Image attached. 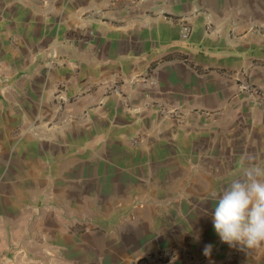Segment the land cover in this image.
<instances>
[{"label":"crops","instance_id":"0c3cea01","mask_svg":"<svg viewBox=\"0 0 264 264\" xmlns=\"http://www.w3.org/2000/svg\"><path fill=\"white\" fill-rule=\"evenodd\" d=\"M254 24L264 0H0V264H264V244L221 242L210 198L264 160V111L236 85L264 91Z\"/></svg>","mask_w":264,"mask_h":264},{"label":"clouds","instance_id":"9594fccd","mask_svg":"<svg viewBox=\"0 0 264 264\" xmlns=\"http://www.w3.org/2000/svg\"><path fill=\"white\" fill-rule=\"evenodd\" d=\"M214 201L211 221L221 242L253 249L264 244V160L244 157L240 176L210 192ZM207 245L204 254H210Z\"/></svg>","mask_w":264,"mask_h":264},{"label":"built area","instance_id":"2783aa9c","mask_svg":"<svg viewBox=\"0 0 264 264\" xmlns=\"http://www.w3.org/2000/svg\"><path fill=\"white\" fill-rule=\"evenodd\" d=\"M253 32H264V26L251 25ZM190 29L184 28L183 38H189ZM140 83L146 88H152L156 81L152 76H137L132 80V85ZM236 85L239 93H246L256 97L259 107L264 111V91L253 85L248 79L246 73L237 76ZM121 92V85L117 82L106 85V94H117ZM78 97V96H76ZM163 117L176 119L181 115V109L168 108L156 103L154 107ZM201 115H209L208 112H199ZM236 255V251L233 252ZM137 264H209L205 257H196L185 249H162L138 259Z\"/></svg>","mask_w":264,"mask_h":264}]
</instances>
